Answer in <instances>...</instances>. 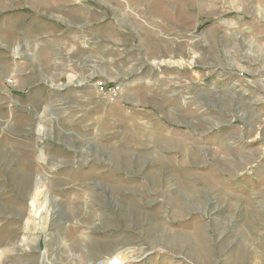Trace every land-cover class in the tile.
<instances>
[{"label":"rangeland","instance_id":"1","mask_svg":"<svg viewBox=\"0 0 264 264\" xmlns=\"http://www.w3.org/2000/svg\"><path fill=\"white\" fill-rule=\"evenodd\" d=\"M118 250L264 264V0H0V264Z\"/></svg>","mask_w":264,"mask_h":264},{"label":"bare ground","instance_id":"2","mask_svg":"<svg viewBox=\"0 0 264 264\" xmlns=\"http://www.w3.org/2000/svg\"><path fill=\"white\" fill-rule=\"evenodd\" d=\"M38 186H39V183L37 184V188H39ZM33 208H36L34 203H33ZM36 212H37V209H36ZM121 254L122 252H119V250L116 252H113L112 254H110L109 256L105 258L107 261L106 264H122V259H121L122 257L120 256Z\"/></svg>","mask_w":264,"mask_h":264}]
</instances>
